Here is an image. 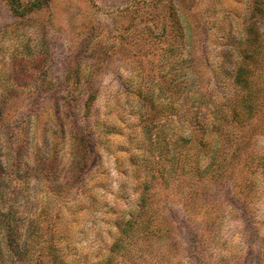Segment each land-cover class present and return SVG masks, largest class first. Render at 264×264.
I'll list each match as a JSON object with an SVG mask.
<instances>
[{"label": "rangeland", "instance_id": "obj_1", "mask_svg": "<svg viewBox=\"0 0 264 264\" xmlns=\"http://www.w3.org/2000/svg\"><path fill=\"white\" fill-rule=\"evenodd\" d=\"M0 173V264H264V0H0Z\"/></svg>", "mask_w": 264, "mask_h": 264}, {"label": "trees", "instance_id": "obj_2", "mask_svg": "<svg viewBox=\"0 0 264 264\" xmlns=\"http://www.w3.org/2000/svg\"><path fill=\"white\" fill-rule=\"evenodd\" d=\"M262 0H258L261 3ZM253 42L256 44L257 38L251 40L249 39L247 46H252ZM247 47V48H248ZM254 51H251V48L245 49V52L241 56L243 58V64L238 66L234 70V81L237 85L241 86L238 89L240 91L238 93H242L240 96V101L242 102V110L232 111L234 117H237L241 120H247L251 118L256 112L255 105V93H254V83L252 84V76L254 74V69L248 67L246 65L247 62H255L256 57L253 55ZM239 120V121H241ZM199 128H202L201 124H197ZM40 169V167L38 168ZM44 169V168H42ZM8 180V177L4 176V173H0V248L2 250V257L7 260L12 261L13 263L16 261H20L26 259L27 256V247L31 245L34 236L39 237L38 229H36V223L34 217L21 218L20 216H16L12 214L9 207L6 210H3V196L1 193L4 191L5 186L3 183ZM10 182V181H8ZM25 222V223H22ZM48 231L42 233L44 236V241L48 243L46 248L48 251L52 249V241L53 235L50 231V226H46V230ZM35 239V238H34ZM38 241V240H37ZM40 254H37L35 259H38ZM60 256L55 254V250H52V258L54 263L60 262Z\"/></svg>", "mask_w": 264, "mask_h": 264}]
</instances>
